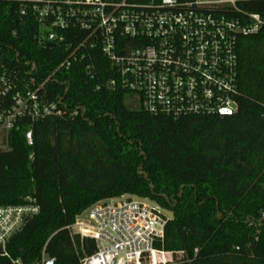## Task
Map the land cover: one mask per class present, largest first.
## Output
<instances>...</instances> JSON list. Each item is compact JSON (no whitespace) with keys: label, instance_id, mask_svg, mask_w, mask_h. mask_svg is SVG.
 I'll list each match as a JSON object with an SVG mask.
<instances>
[{"label":"trees","instance_id":"obj_1","mask_svg":"<svg viewBox=\"0 0 264 264\" xmlns=\"http://www.w3.org/2000/svg\"><path fill=\"white\" fill-rule=\"evenodd\" d=\"M28 1L0 0V75L36 66L33 78L48 84L65 54L39 44L37 25L20 16ZM237 7L264 16V0ZM237 57L231 117L150 115L130 108L123 92H94L75 70L59 76L77 116L23 119L3 130L0 206L26 198L39 206L8 243L11 258L33 264L45 248L54 264H79L94 254V241L66 227L96 202L128 195L172 213L155 249L184 252L188 262L175 264H264V32L239 38ZM10 104L0 99V111Z\"/></svg>","mask_w":264,"mask_h":264},{"label":"built area","instance_id":"obj_2","mask_svg":"<svg viewBox=\"0 0 264 264\" xmlns=\"http://www.w3.org/2000/svg\"><path fill=\"white\" fill-rule=\"evenodd\" d=\"M245 1L29 0L20 16L37 25L39 44L61 50L65 57L48 84L33 78L36 66L0 75V99L11 102L0 111V129L9 131L23 119L77 116L78 110L64 101L66 83L58 81L72 70L83 74L94 92H123L127 105L136 104L133 109L150 115L172 120L233 116L239 96L238 40L264 32V16L237 7ZM54 83L65 87L63 95L50 87ZM24 139L32 145L30 129ZM124 197L96 202L86 210L87 220L82 213L66 227L71 236L94 241V254L79 264L188 262L184 252L155 249L169 219L148 199ZM38 213L31 198L0 206V264H23L11 258L7 245ZM159 254H170L171 260H152ZM54 263L43 248L33 264Z\"/></svg>","mask_w":264,"mask_h":264},{"label":"water","instance_id":"obj_3","mask_svg":"<svg viewBox=\"0 0 264 264\" xmlns=\"http://www.w3.org/2000/svg\"><path fill=\"white\" fill-rule=\"evenodd\" d=\"M128 198H132V199H134V200H139V201H140L139 198H136V197H133V196H128V195H126V196L124 197V199H128ZM145 201H146V203H148L151 207H153L154 209L160 211V212H161L166 218H168L169 220L172 219L173 216H172V213H171L170 211H168V210H164V209L160 208L157 204H155L154 202H152V201H150V200H145ZM87 215H88V211L84 212V213L82 214V216H81V219H82V220H87Z\"/></svg>","mask_w":264,"mask_h":264},{"label":"rangeland","instance_id":"obj_4","mask_svg":"<svg viewBox=\"0 0 264 264\" xmlns=\"http://www.w3.org/2000/svg\"><path fill=\"white\" fill-rule=\"evenodd\" d=\"M128 106L131 107V108H134L135 106L137 107V105L136 104H133V103L132 104H129ZM3 132L4 131L2 129H0V144H1V138H2Z\"/></svg>","mask_w":264,"mask_h":264}]
</instances>
